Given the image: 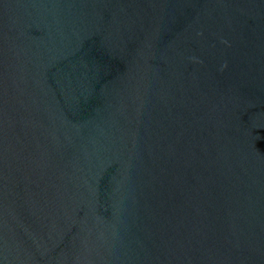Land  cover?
<instances>
[{"label": "water", "instance_id": "1", "mask_svg": "<svg viewBox=\"0 0 264 264\" xmlns=\"http://www.w3.org/2000/svg\"><path fill=\"white\" fill-rule=\"evenodd\" d=\"M0 264H264V0H0Z\"/></svg>", "mask_w": 264, "mask_h": 264}]
</instances>
